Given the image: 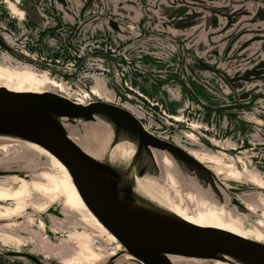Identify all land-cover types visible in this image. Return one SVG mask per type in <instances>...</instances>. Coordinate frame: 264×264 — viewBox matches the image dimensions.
Segmentation results:
<instances>
[{"label":"water","instance_id":"water-1","mask_svg":"<svg viewBox=\"0 0 264 264\" xmlns=\"http://www.w3.org/2000/svg\"><path fill=\"white\" fill-rule=\"evenodd\" d=\"M17 5L29 18L25 29L32 30L24 49L35 58L0 42L16 55L12 58L44 65L41 69L87 91L92 80L80 79V72L112 76V100L90 93L86 103L55 91L0 86V140L34 143L59 159L85 205L121 243L119 255L100 264L124 254L137 264H264V242L194 223L139 181L163 176L156 153H164L187 186L210 189L220 203H226L225 192L238 211L254 215L238 198L251 188L224 184L181 142L198 134L190 121L207 126L199 137L209 148L214 131L222 141H238L241 150L251 147V137L264 134L251 116L262 117L258 108L264 102V0H18ZM8 28L18 32L14 23ZM37 42L50 59L34 49ZM175 102L181 104L173 110ZM93 123L109 130L98 154L73 138ZM119 143L131 145L128 155L112 153ZM7 256L49 264L40 254L0 247V264Z\"/></svg>","mask_w":264,"mask_h":264},{"label":"bare ground","instance_id":"bare-ground-1","mask_svg":"<svg viewBox=\"0 0 264 264\" xmlns=\"http://www.w3.org/2000/svg\"><path fill=\"white\" fill-rule=\"evenodd\" d=\"M17 2L18 0L2 1L4 13L0 12L2 14L0 15V42H5L35 58V54L24 49V45L31 41L28 40L26 33L32 30L25 29V26L29 24V18L18 7ZM11 23L18 26V32L8 28ZM1 25L4 27L2 28ZM22 34L24 36L17 40ZM90 48L92 49V45L83 47L85 52L90 51ZM68 55H71L69 50ZM0 56L2 57L0 86L8 89L55 91L74 97L75 101L81 103L90 100V93H93L95 99L112 100L114 97L112 93L114 91L108 83L112 81L110 71L109 76L80 72V79L88 76L92 80L89 92L85 89H77L70 79H63L50 72L48 68L47 70L36 68L30 63L12 58L3 50H0ZM58 67L62 68L59 65ZM106 70L109 68L106 67ZM128 83L130 84L129 81ZM137 84H139L138 81ZM76 91L78 96L75 97L73 93ZM258 111L262 117L258 112L251 113V116H254L253 119L258 127H264V102ZM175 118L182 119L183 116L176 115ZM189 123L196 128L198 134H187L192 139L189 143L185 142L186 140L177 141L209 166L224 184L236 188L243 185L252 188L238 198L251 210L255 218L241 213L227 202L220 203L214 198H209L213 196H207L199 189H189L190 186L185 184L175 163L164 153H156V158L164 171L163 176L161 175V178L144 176L139 180L141 185L156 199L194 223L264 242V144H260L264 142V134L261 132L254 138L251 137L252 141H248L250 142L248 146L251 147L241 150L238 149V141L236 142L235 139L231 142L222 141L214 131L210 134L213 146L209 148L201 142L200 134L205 133L203 131L207 129V126L204 127L198 121ZM145 125L158 133L149 124L145 123ZM108 134L109 130L103 124L93 123L86 126L82 135L75 133L73 138L87 151L98 154L102 150L100 145L103 140H106ZM158 134L175 140L167 133ZM131 149L130 144L119 143L112 153L128 155ZM42 157H44L43 160ZM0 168L10 171L0 173L1 248L19 252H44L47 261L52 257L62 264H100L108 257L119 255L122 249L121 243L85 205L67 168L49 151L34 143L0 140ZM57 202L62 206L64 214L62 218L53 216L51 228L47 226L43 218L38 217L37 221L33 218L32 212L48 211V206L55 205ZM19 218L23 220L17 221ZM51 235L58 236L59 240L52 241ZM106 243L114 247L107 251ZM26 246H29V249H26ZM130 258L131 256L127 254L120 255L112 264H137ZM5 260L4 264L28 263L25 258L19 256H7ZM205 264L231 263L215 260L213 263L205 262Z\"/></svg>","mask_w":264,"mask_h":264},{"label":"rangeland","instance_id":"rangeland-1","mask_svg":"<svg viewBox=\"0 0 264 264\" xmlns=\"http://www.w3.org/2000/svg\"><path fill=\"white\" fill-rule=\"evenodd\" d=\"M41 43V42H40ZM37 44H38V42H37ZM3 46H1L0 45V49L1 50H3V51H5L6 49L4 48ZM28 49H29V47H27ZM31 50H33L32 48H30ZM35 50L37 49V52H38V54H40V55H43V57L45 56V58H47V59H50L51 57L50 56H48L50 53L48 52L47 53V50L45 49L44 50V48H41V46H40V44H38V47H36V48H34ZM42 50H43V52H42ZM7 52H9V53H11L10 51H8V49L6 50ZM12 56H16V55H14L13 53L11 54ZM25 61V60H24ZM26 62H29V61H26ZM30 63V62H29ZM75 63V65H77V62H74ZM80 63H82V61L80 62ZM79 65V64H78ZM115 65H116V68L117 69H121V64H118V63H115ZM38 66V65H37ZM40 66H42V65H40ZM42 67H45L44 65L42 66ZM41 67V68H42ZM120 71V70H119ZM76 75H77V73H74L73 74V76H74V79L76 78ZM62 76H65V78L67 77V78H70L69 77V75H62ZM116 79H118V78H116ZM85 84H88V82H85ZM118 85L121 87L122 86V84L120 83V82H118ZM75 87L77 88V89H80V87L79 86H77V84L75 85ZM143 89L145 90V88L143 87ZM146 92H147V90H146ZM78 91H76L75 93H73L74 94V96L76 97V96H78ZM181 104V102H175V103H173V110H175L179 105ZM206 120H208V121H210V119H209V116H208V118L206 117ZM210 146V145H209ZM43 158L44 157H42L41 159L43 160ZM230 182V181H229ZM231 183H232V181H231ZM189 189H199V190H201V192H203L204 194H206L207 196H211L212 195V192H211V190L210 189H208V190H206V189H204L203 187H200V186H196V187H189ZM252 189V188H251ZM254 190L256 191V189L254 188ZM224 194H225V196H226V202L229 204V205H232V206H234L233 204H231L230 203V201H229V199H227V195H226V193L224 192ZM209 198H213V197H209ZM53 207V209H55V211L56 212H54V211H43V212H40V213H36V212H32L33 213V218L37 221V219H38V217H40V218H43L44 220H45V222H46V224H47V226L48 227H50L51 228V226H52V219H53V216L54 217H61L62 218V215L64 214V212L62 211V206L57 202L55 205H49L48 207ZM58 212L59 213H61V215L60 214H58ZM250 216H252V218L254 219L255 217V215H252V214H249ZM23 220V218H19V219H17V221H22ZM27 235V234H26ZM50 239L52 240V241H54V242H57L58 240H59V237L57 236H50ZM106 245V247H107V251H110L111 250V248L112 247H114V246H112V244H110V243H106L105 244ZM26 249H29V246L27 247L26 246ZM35 254H40L41 256H42V258L45 260V262L47 263H49V264H53V263H55V262H57V260H55L54 258H52V257H50L49 259L50 260H48L47 261V256H45V253L44 252H40V251H35L34 252ZM45 257H46V259H45ZM6 262V261H5ZM30 263V262H29ZM32 264V263H31Z\"/></svg>","mask_w":264,"mask_h":264}]
</instances>
